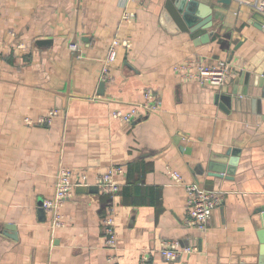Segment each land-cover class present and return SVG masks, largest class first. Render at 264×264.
<instances>
[{
    "label": "crops",
    "instance_id": "obj_1",
    "mask_svg": "<svg viewBox=\"0 0 264 264\" xmlns=\"http://www.w3.org/2000/svg\"><path fill=\"white\" fill-rule=\"evenodd\" d=\"M204 1L213 7L209 42L168 20L166 0H0V264H141L143 255L147 264H261L264 98L253 84L264 71V27L253 14L264 0ZM114 40L117 59L103 81ZM193 58L226 59L228 83L175 69ZM148 88L159 110L132 123L112 117ZM50 111L49 125L26 121ZM113 166L123 167L112 198L116 249L103 231L111 196L97 185ZM167 167L224 195L206 231L185 224V190ZM62 168L90 185L75 187L64 225L53 228L43 203ZM165 240L181 249L171 261L160 254Z\"/></svg>",
    "mask_w": 264,
    "mask_h": 264
},
{
    "label": "built area",
    "instance_id": "obj_2",
    "mask_svg": "<svg viewBox=\"0 0 264 264\" xmlns=\"http://www.w3.org/2000/svg\"><path fill=\"white\" fill-rule=\"evenodd\" d=\"M264 7L261 3L260 10ZM121 41L114 40L105 57L101 79L108 81L111 79V66L117 59V49ZM69 48L72 51H78L79 45L71 43ZM177 71L187 78L197 80L203 84L211 86H224L228 83L232 73L231 65L226 59H217L213 63H207L203 58H193L183 61L176 66ZM160 96L152 89L145 90L144 99L141 103H135L133 107L127 111L117 110L112 113V117L126 123L134 122L141 115V111L153 112L160 109ZM56 111H50L49 114L38 118L37 120L26 119L29 124L49 125L52 123ZM123 170L122 166H113L97 179V185L103 193L111 196L105 208V216L103 223V231L105 234V245L110 249H116L118 244V236L116 229V208L113 203V195L120 190V183L116 179ZM167 172L178 185L183 186L186 195L187 216L185 224L188 227L201 231H206L207 224L213 212L218 209L224 201V195L217 190L208 189L196 182H186L183 175L171 168L167 167ZM87 185V175L82 172H76L70 168H62L57 174L55 183V194L52 198L47 199L43 203V208L50 213L51 224L54 227L64 225V215L62 208L65 202L71 197L75 187ZM189 251V249H184ZM181 252L179 243L172 240H165L162 243L160 254L167 261L175 259ZM148 256L143 255L141 264H147Z\"/></svg>",
    "mask_w": 264,
    "mask_h": 264
},
{
    "label": "water",
    "instance_id": "obj_3",
    "mask_svg": "<svg viewBox=\"0 0 264 264\" xmlns=\"http://www.w3.org/2000/svg\"><path fill=\"white\" fill-rule=\"evenodd\" d=\"M217 2L228 4L231 1L217 0ZM256 9V12L253 14V20L262 25V27H264V13H262L258 7H256ZM165 10L167 12L166 17L168 18V20H173L180 30L189 31L196 38L201 36V34H205L202 39H199L200 41L203 40V42H209L211 40V37L215 34V31L210 29L213 23V7L211 4L206 3L204 0H166ZM203 30H207L206 33H202ZM238 46L239 45H237L236 48ZM253 86L256 89L261 88V96L264 98V71L259 77L255 78ZM101 87H103V82L101 83ZM246 93L244 92L242 95H246ZM235 98V101H241V97ZM227 100L231 101L232 97L227 96ZM234 153L238 157L239 151H236ZM236 162V157L230 159L229 161L231 165H235ZM210 172L211 175L213 174L217 177H222L224 176L223 174H225L224 170H211ZM86 186L84 187L85 189L91 190L95 188L93 186L86 188ZM258 212L261 214L260 218L264 225V206L258 209ZM261 239L262 244L260 250V263L264 264V232H262Z\"/></svg>",
    "mask_w": 264,
    "mask_h": 264
},
{
    "label": "trees",
    "instance_id": "obj_4",
    "mask_svg": "<svg viewBox=\"0 0 264 264\" xmlns=\"http://www.w3.org/2000/svg\"><path fill=\"white\" fill-rule=\"evenodd\" d=\"M221 46L223 47V49L228 48L230 45L226 43V41H221Z\"/></svg>",
    "mask_w": 264,
    "mask_h": 264
}]
</instances>
